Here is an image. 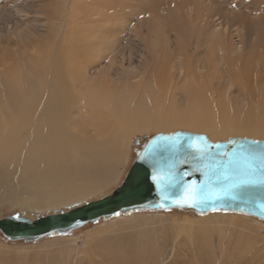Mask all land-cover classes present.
Segmentation results:
<instances>
[{
  "label": "rangeland",
  "instance_id": "1",
  "mask_svg": "<svg viewBox=\"0 0 264 264\" xmlns=\"http://www.w3.org/2000/svg\"><path fill=\"white\" fill-rule=\"evenodd\" d=\"M175 1H178V5L174 0H0V38L5 42L6 39L13 40L12 44L4 42L1 45L18 56L21 53L17 51L18 46H14L17 41L22 45L31 43L29 50L34 54L36 49H44L46 44L53 45L54 41L61 40L68 42L79 34L100 37L119 35L124 40L110 52V57L115 61L116 79L123 75H135V82H144L148 80V71L152 68L155 72L159 70L164 80L158 90L161 105L172 106L170 108L181 112L187 109L191 101L183 88L185 84H191L188 83L190 81L200 92L191 103L196 105L195 109L198 105L194 116L205 118L215 129H227L236 124L239 126L244 123L242 119L248 118L252 120L251 126L254 129L257 122L260 124L256 114L260 101L251 98L241 82L234 78L235 73H240V68L232 65L236 57L248 59L251 50L254 47L257 49L259 41H264V10L260 11L261 8L253 6L262 0H190L191 4L187 0ZM197 5L203 10L205 22L202 25L206 28L200 30V33H195L194 28H191L184 31L186 35L181 36L184 32L173 26L187 18L188 13L198 9ZM168 8L174 10L170 13ZM178 16L182 17L179 19ZM214 31L221 35H213ZM213 36L223 38L224 44L213 46L210 42ZM3 46L0 51H5ZM262 52L258 51L259 54L249 67L251 70L254 68V73L257 72V76L264 81ZM166 56L168 62L165 63ZM106 61L102 60L99 67L91 70L93 76L106 66ZM204 84H207V91ZM260 84L263 92L264 82ZM176 131L199 133L208 137L212 135L210 130L183 126L129 133L124 139L119 162L107 166L99 174L103 179L107 176L110 179L100 188L91 191V194L61 204L40 206L33 202L29 191L41 185L43 170L19 173L17 168H10L1 171L0 194L11 192L13 200L0 199V217L20 215L34 221L55 211L66 212L71 207L100 200L122 184L142 142L157 134ZM230 138L264 141V136H255L251 132L225 130L215 142ZM136 140L140 141L138 146H135ZM31 183L35 186L28 188ZM111 248L122 249L120 259H112L109 253ZM130 248L137 252L135 259L127 257ZM137 263L264 264V222L235 213L217 212L200 216L172 210L119 215L112 220L88 224L69 235H52L34 243L11 242L0 232V264Z\"/></svg>",
  "mask_w": 264,
  "mask_h": 264
},
{
  "label": "bare ground",
  "instance_id": "2",
  "mask_svg": "<svg viewBox=\"0 0 264 264\" xmlns=\"http://www.w3.org/2000/svg\"><path fill=\"white\" fill-rule=\"evenodd\" d=\"M190 2L187 0V3L191 4ZM257 2L253 6L263 11L264 0L255 5ZM187 16L173 27L180 32L194 28L195 33L206 28L202 25L205 21L202 17L203 10L199 6ZM180 35L186 34L184 32ZM213 35L221 34L215 32ZM121 40L124 38L119 35L100 37L79 34L68 42L54 41L53 45L46 44L44 49L35 48L37 52L34 54L29 50L31 43L22 45L17 41L13 43L21 53L17 56L1 45L6 42L12 44L13 40L6 39L5 42L0 38V45L5 50L0 51V172L10 168H17L19 173L43 170V182L34 191H29L36 205H56L73 201L100 188L110 179L108 176L106 179L101 178L100 172L119 162L124 139L135 131L183 126L210 130L212 135L209 139L212 142L221 138L225 130L264 136V91L260 88V83L264 81L257 76V72L254 73L253 67V70L249 67L259 50H262L264 55V41H259L257 49L254 47L251 50L248 59L244 60L239 56L235 58L234 65L230 64L240 68V73H235L234 78L241 82L251 98L259 99L260 105L256 114L260 124L257 122L256 127L252 129V120L246 118L241 120L244 122L242 125L215 129L205 118L194 116L198 105L195 109L196 105L191 103L200 92L192 82L188 81L191 84H185L183 87L191 101L187 109L181 112L170 108L172 106L161 105L162 99L158 90L164 80L159 70L155 72V69L149 66L152 69L148 71V80L144 82H135V75H123L116 79L115 61L110 57V52ZM160 40L162 42V39ZM210 42L213 46L224 44L223 38L216 36H213ZM102 60H107L106 66L93 76L91 70L99 67ZM206 89L207 87L205 91ZM32 186L35 185L31 183L28 188ZM12 197L11 192L0 194V199L3 200L11 201ZM121 251L119 248L109 249L112 259L122 256ZM136 255V250L132 248L127 257L132 256L135 259Z\"/></svg>",
  "mask_w": 264,
  "mask_h": 264
},
{
  "label": "water",
  "instance_id": "3",
  "mask_svg": "<svg viewBox=\"0 0 264 264\" xmlns=\"http://www.w3.org/2000/svg\"><path fill=\"white\" fill-rule=\"evenodd\" d=\"M177 136L181 141L187 137H201L206 143L212 145V151L216 144L223 146L224 151L230 150L235 144L243 140H253L249 138H230L223 142H212L208 136L199 133H191L187 131H176L174 133L157 134L148 140H145L140 145L136 158L125 175L122 184L116 188L112 194L85 204L83 206H75L69 208L66 212L55 211L53 214L39 217L36 220L20 216L17 220V215H12L6 218L0 217V232L3 236L11 241H25L34 243L46 237L52 236L51 233L64 236L77 231L88 224H97L102 220H112L120 215H130L139 212H168L172 210H181L187 213H194L204 216L211 213H235L244 216H249L264 222V216L260 215L258 209L250 207L244 201L245 196H238L235 200L226 202L217 201L211 205L201 207H179L176 200L182 198V193L187 189L192 181H196L195 186H200L204 183L205 177L202 171L195 169L191 156L184 151L165 153L163 157L157 154L154 161L145 162L147 153L156 152L157 146L155 141L162 136ZM262 141V140H260ZM140 144L139 140L135 141V146ZM188 152H194V149H187ZM155 164V168L153 167ZM173 170L177 178H182L184 188L180 193L173 191H165L163 183L161 187L153 182L152 175L155 172L159 175H167L168 170ZM184 173H189L184 175ZM163 204L164 207H160ZM213 207L217 210L213 211Z\"/></svg>",
  "mask_w": 264,
  "mask_h": 264
},
{
  "label": "snow or ice",
  "instance_id": "4",
  "mask_svg": "<svg viewBox=\"0 0 264 264\" xmlns=\"http://www.w3.org/2000/svg\"><path fill=\"white\" fill-rule=\"evenodd\" d=\"M156 152L147 153L145 162L161 157L169 152L184 151L191 156L197 171H202L205 181L200 186H195L192 181L182 193V198L176 200L179 207H201L211 205L217 201L226 202L235 200L238 196H245L244 201L250 207L259 210L264 216V141L243 140L235 143L230 150L224 151L223 146L216 144L217 151H212V145L206 143L201 137H187L181 141L179 137L162 136L155 141ZM187 149H194L188 152ZM155 168V164H153ZM189 173H184L188 175ZM152 180L165 191L180 193L184 188L182 178H177L173 170L169 169L167 175H152ZM160 207H164L163 204ZM213 211L217 209L213 207ZM120 215L119 212L116 213ZM15 219L19 220L17 215ZM55 236L56 233H51Z\"/></svg>",
  "mask_w": 264,
  "mask_h": 264
}]
</instances>
